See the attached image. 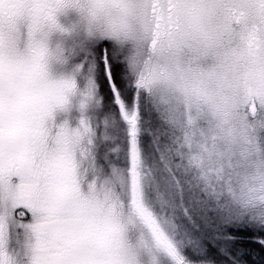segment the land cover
I'll return each mask as SVG.
<instances>
[{
    "label": "snow or ice",
    "instance_id": "obj_1",
    "mask_svg": "<svg viewBox=\"0 0 264 264\" xmlns=\"http://www.w3.org/2000/svg\"><path fill=\"white\" fill-rule=\"evenodd\" d=\"M0 264H264V0H0Z\"/></svg>",
    "mask_w": 264,
    "mask_h": 264
}]
</instances>
